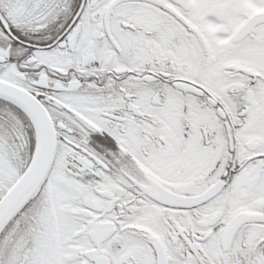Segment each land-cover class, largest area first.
<instances>
[{
    "label": "snow or ice",
    "instance_id": "6c2138e0",
    "mask_svg": "<svg viewBox=\"0 0 264 264\" xmlns=\"http://www.w3.org/2000/svg\"><path fill=\"white\" fill-rule=\"evenodd\" d=\"M0 264H264V0H0Z\"/></svg>",
    "mask_w": 264,
    "mask_h": 264
}]
</instances>
